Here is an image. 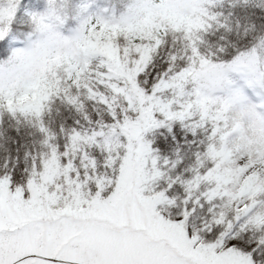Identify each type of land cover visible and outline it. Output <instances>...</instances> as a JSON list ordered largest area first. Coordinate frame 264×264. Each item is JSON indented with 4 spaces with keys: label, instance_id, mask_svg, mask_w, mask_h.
Instances as JSON below:
<instances>
[{
    "label": "snow or ice",
    "instance_id": "1",
    "mask_svg": "<svg viewBox=\"0 0 264 264\" xmlns=\"http://www.w3.org/2000/svg\"><path fill=\"white\" fill-rule=\"evenodd\" d=\"M224 6L0 0V126L46 149L0 165V264H264V9Z\"/></svg>",
    "mask_w": 264,
    "mask_h": 264
},
{
    "label": "trees",
    "instance_id": "2",
    "mask_svg": "<svg viewBox=\"0 0 264 264\" xmlns=\"http://www.w3.org/2000/svg\"><path fill=\"white\" fill-rule=\"evenodd\" d=\"M45 0H24V5L28 8H33L34 10H38L39 7L46 6ZM79 2V0H77ZM93 5V4H92ZM94 8H97L93 5ZM253 7L264 9V0H253ZM219 10V9H217ZM229 9L227 7V0H225V6L224 11L227 12ZM243 19L241 21L242 25L245 24V20L248 21V24L252 23L251 16L255 15L256 20L255 23L257 24V29L260 30L262 27L260 20L261 16L259 12L255 13H249V12H243L241 13ZM22 19L26 20V17H22ZM75 25V21H69V23L65 26L66 27H72ZM234 25V21H233ZM64 28V29H65ZM243 31V27L241 29ZM221 35H225L227 37L226 40H220L219 37ZM206 39H211L213 41H216V46H219L220 44H226L228 41H235V37L231 34H228L221 30L220 32H217L215 36H212L209 34ZM216 48L213 47V51H215ZM157 66L159 68H163L165 65L162 60L157 61ZM57 109L60 110V114H57ZM90 112L92 111V107L89 106L88 109ZM67 114V109L64 105H62L59 101H56L52 105V112L50 115H46L45 119L46 122H48L51 127L58 130V125L60 121L63 119V116ZM177 127H179L177 125ZM0 131H3V135H0V165H3L6 158L9 156L12 157L13 160H15L16 157H19V164L17 165V168L21 172L22 175H27V173L24 172L25 168H30L32 164V160L30 157L26 158V153L28 152H38V151H44L45 148L42 145L41 141L43 140L42 134L38 131V128L33 126L31 122L28 120H24L21 118V122H17L15 118H12L9 115H5L3 125L0 126ZM191 134L189 133V139H191ZM181 141L183 140V134L179 137ZM3 169H0L2 171Z\"/></svg>",
    "mask_w": 264,
    "mask_h": 264
},
{
    "label": "rangeland",
    "instance_id": "3",
    "mask_svg": "<svg viewBox=\"0 0 264 264\" xmlns=\"http://www.w3.org/2000/svg\"><path fill=\"white\" fill-rule=\"evenodd\" d=\"M42 3H46V6L39 7L37 11H43L47 7V0H45V2L42 1ZM91 3L100 9L107 8L110 12L112 10H116L117 12H119L124 7L126 0H91ZM73 27H75V25L72 27H69V28L66 27L64 29L65 33L67 34L69 29L73 28ZM249 95L252 96L253 101L258 102L261 99L260 97H256L251 92L249 93ZM190 156H191V153H189V157ZM186 163H191V159L186 160ZM196 222L199 223V220H197Z\"/></svg>",
    "mask_w": 264,
    "mask_h": 264
}]
</instances>
